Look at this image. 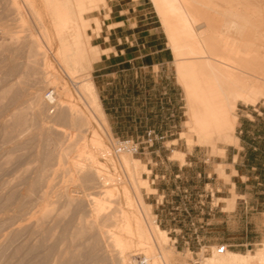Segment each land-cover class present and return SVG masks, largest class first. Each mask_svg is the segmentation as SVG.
<instances>
[{
  "label": "bare ground",
  "instance_id": "1",
  "mask_svg": "<svg viewBox=\"0 0 264 264\" xmlns=\"http://www.w3.org/2000/svg\"><path fill=\"white\" fill-rule=\"evenodd\" d=\"M17 1L10 0L4 7L0 5V26L9 29V23L6 25L4 19L12 11L19 14L21 19H18L23 20L28 30H32V27L41 29L50 48L55 41L59 43L57 55L72 78L79 72L90 74L93 65L103 54L108 53L92 45L91 35L87 33L91 26L97 32L101 30L100 19L86 17L93 11L106 8L108 0H26V7L31 12L29 16L34 17L32 22L27 20ZM151 1L161 17L169 47L174 53L178 82L187 95L190 116L188 128L198 138L200 145L210 147L213 152L217 151L218 143L240 146V137L236 135L239 104L250 106L264 101V0ZM23 22L19 24L22 25ZM30 37L32 35L27 36L29 41H23V37L12 32L5 40L8 43L4 41L8 46L2 42L0 44L4 45L1 47L3 52L5 48L13 54L7 56H13L8 61L16 60L17 64L13 65V62L11 65L14 67L8 69L6 61L5 67L2 64L6 56L3 54V59L0 58V72L3 68L5 71V77L0 82V108L13 107L9 109L13 112L8 114L10 118L3 119V125H0L1 141L4 144L11 143L9 148L2 150L0 156L3 158L0 160L4 159L2 165L5 167V164H12L14 158L24 155L29 148L32 150L36 147V150L33 148L37 153L34 159L38 161L34 162H39L37 168L29 167L35 171L33 174H27L32 171L26 168L27 173L25 170L17 178L4 177L3 180L0 177V213L7 217L3 219L5 223L0 220L4 223L0 224V236L3 240L0 264H137L136 261L133 263L127 253L134 246L142 251L148 264H176L177 253L169 245L168 233L156 224L150 207L140 199L145 216L142 219L133 208L127 184L115 183L114 176H107L106 179L103 175L105 171L100 169V166H105L101 165L99 155L109 156L112 166L118 167V164H113L115 159L111 158V151L104 143L106 140H101L99 131L95 130V124L102 126L107 139L114 143L97 87L86 78L82 80L83 83L79 82L82 84L79 87L88 112L79 109L78 104L71 103L73 95L66 84L63 85L62 92L55 89L47 97L45 91L53 85V79L49 80L47 72L53 66L48 60L47 52L39 51L38 38L33 40ZM20 51L27 55L19 54ZM21 55L26 62L17 63ZM42 73L44 77H40ZM13 74H18L15 82L8 80L9 77H14ZM24 97H27V101L21 107L17 106ZM5 100H8L9 106L7 103L3 105ZM65 129L71 130L74 135V141H69L70 145L66 146L64 144H68L66 141L72 135L71 132L68 135ZM89 134L92 135L89 138L92 139V145L87 140ZM116 149L129 181L146 186V181L138 179L144 169L140 161L130 157V149H119V146ZM71 155L74 157L70 158ZM61 159L65 166L71 159L72 164L67 169L64 167L59 174L61 170L58 171L57 160ZM1 163L0 167L3 168ZM62 164L61 162V168ZM56 168L57 177L61 176L67 182L61 188V184L59 187L55 185L59 188L57 190L50 185L59 180L51 177L52 171L56 173ZM218 172L223 179L229 181L224 167H219ZM50 178L57 181L49 183L52 180ZM107 182L115 184L111 183V187L108 186L110 188L106 190ZM70 185L81 187L82 192L87 190L85 193L105 189L100 192L102 196L110 198L117 195L118 200H121L117 201L118 204L114 202L117 206L108 210V199L104 201L94 195L77 196L80 195L78 193L72 196L73 193L68 192ZM46 188H51L50 192ZM37 201L45 202V205L41 202L37 207ZM232 202L234 200L229 203ZM34 205L36 208L41 206L40 211H37L40 216L35 221L32 220L33 210L36 209ZM65 244L70 252L83 250L84 261L81 257L62 255V251L67 248ZM113 248H116L117 254L112 255ZM46 249L53 256L50 254L41 260L38 254ZM218 250L205 257L204 264H264V246L254 255L228 250L219 254Z\"/></svg>",
  "mask_w": 264,
  "mask_h": 264
},
{
  "label": "rangeland",
  "instance_id": "2",
  "mask_svg": "<svg viewBox=\"0 0 264 264\" xmlns=\"http://www.w3.org/2000/svg\"><path fill=\"white\" fill-rule=\"evenodd\" d=\"M25 1L18 0L17 2L21 6L22 12L27 17V20L32 22L34 17L29 16L31 12L29 13ZM0 2V5L2 4L4 7V5L7 6L10 0H0ZM0 9H2L1 6ZM9 13L7 14V16L9 15L7 18L5 15L4 20L6 23L5 21L3 23L6 25L9 23L8 26L12 28L5 29L0 26V44H7L8 42L5 40L7 37H10L12 32H16L17 35L19 34V36L23 37V41H29L27 36L31 35L32 37L30 38L33 40L38 38L37 40L40 42L39 51L47 52L48 60L53 66L52 70L49 69L51 71L48 70L47 72L45 69L50 76L48 77L49 80H51L50 78L53 79V81L51 80L53 85L51 84L45 91L47 97L55 89L58 92H62L64 89L63 85L66 84L73 95L71 103L78 104L79 109L88 112L86 104L84 103L85 99L82 97L81 87H79L82 85L80 83H83L86 78L92 81L97 87L100 103L106 113L109 130L114 143L110 139H107L108 137L102 126L95 124V130L99 131L98 134L101 140H106L104 143L111 151V158L117 162L114 161L113 164H118V167L117 165H113L115 167L113 168L112 162L108 159L109 156H106V158L99 155L101 165L105 167L107 165L106 168L100 166V169H103V172L105 171L103 175L106 179L107 176H114L117 181L115 183L125 182L127 184L128 190L131 192V198L133 199V208L137 210L140 217H143H141L142 219L145 216H143L144 210L141 209L140 199L150 207L152 218L154 216L156 224L168 233L169 245L177 253L176 264H204V258L211 256L213 251L220 249L221 246H227V250L234 253L240 252L251 255L256 254L257 250L264 246V215H261L264 212V101L250 106L240 103L237 111L240 119L236 129V135L240 137V146H228L223 143H218L217 151L213 152L210 147L200 145L198 138L187 126V122L190 121L188 114L189 102H187V95L182 84L178 82L177 68L175 66L176 60L172 49L169 47L167 33L164 31L161 17L156 12L151 0H108L106 8L93 11L86 16L88 18L98 17L101 21V30L97 32L93 29L94 26H91L87 33L91 35L92 45L99 46L101 49L112 47L106 55L111 53V56L114 54L121 55L120 51L128 46L130 50L137 51V54H133L135 56H144L165 49L163 56L159 58H155V56H149L150 58L144 57L142 64L140 61H137V63L126 62V64L115 65L119 62L116 61L117 59H127L131 56L127 54L124 57L112 58L110 61L100 65L94 64L90 74L87 75L86 73L79 72L77 75L74 74L76 76L74 77L75 79L67 74V69L61 64L60 58L57 55L59 43L55 41L53 47L50 48L43 34H41V29L32 27V30H28L23 20H20L21 18L18 13ZM15 21H22L23 23L20 25V22L16 23ZM123 21L126 22L125 28L115 30V34L112 29L120 26L121 24L117 23ZM130 27L134 29H130ZM2 28L3 30H1ZM111 30L114 34L111 36V41L106 43L105 40H107ZM8 32L11 33L8 34ZM134 33L135 37H132L131 35ZM127 36H129L128 42L124 41V37ZM118 38H123L121 45L117 40ZM131 42L134 44L133 47H130ZM3 46H0V58L4 55L6 57L4 59L2 58L3 61L2 59L0 60V66L6 61L5 63L9 65L7 66L9 69L13 62V65H17L15 63L16 60H13V62L8 61L13 56L7 58L11 52L9 53L4 48L3 50L8 52L6 55L2 51ZM47 47L51 50L49 49L48 51ZM24 51L27 52V49ZM24 51H20L19 54L26 56L27 53ZM23 55L19 57V60L17 59V63H24L26 59H23ZM38 60L40 59L38 58ZM5 63L3 64L4 67L6 66ZM108 65L113 66L102 71H96ZM0 70H2L1 67ZM4 72L3 68V71L0 72V82L5 77ZM17 75L13 74L14 77L11 76L8 80L15 82V79L18 78ZM44 76L42 73L40 77ZM54 80L58 83L55 82L57 85L54 83ZM24 99L26 100L24 101ZM5 101L3 105L6 103L8 105V100ZM26 101L27 97H24L20 101L21 104L16 105L21 107ZM10 108L13 109V107L0 108V113H2L0 115V121H2L0 125L3 123V119H9L13 113L9 110ZM14 111H16V108H14ZM65 131L68 135L71 132L72 135V137L70 136L72 139L68 137L69 139L66 142L74 141L73 132L68 129H65ZM149 133H152L153 140L148 137ZM89 138H92L91 134L87 135V140L92 145V139L90 140ZM120 141H131L133 144L139 146L137 153H132L133 149H128L131 150L130 157L139 160L144 167L140 175H138V179L139 181H146V186L140 183L138 185L133 184L123 172L125 170L120 164L116 149L118 147L117 143ZM69 143L64 144V146L70 145ZM6 144L4 142L0 144V146L2 145L0 147V155L3 153L2 150L10 147L11 143ZM33 148L36 150V147ZM33 148L32 150L31 148H29L30 150H26L27 154L24 153V155L26 154L28 156L21 155L22 158L21 156L20 158L17 157L18 160L14 158L16 161L13 159L11 161L12 164H5V167H8L7 169L2 165L5 162L4 159L0 160L1 162L4 161L0 163L5 168L0 167L1 170L3 169L2 171L0 170V177L3 180L4 177L5 179L7 177V179L9 177L13 179L12 177L17 178L20 174L23 175L22 173L25 170L27 173L30 168H35V166L37 168L39 162L37 164L34 162L37 160L36 158L34 159L36 157L34 155L37 153H35ZM29 151L32 152L30 153ZM37 152L39 151L37 150ZM73 157V155L70 156V158ZM2 158L0 156V159ZM71 161L72 159L65 166L62 159L61 161L57 160L58 171L61 170L59 174L64 169H67L68 166H71ZM233 161H237L236 164ZM61 162L63 163L62 168ZM219 167H224L225 172L229 176V181H226L220 175L218 172ZM26 168L29 169L27 170ZM54 169L55 167H53ZM21 170L22 172H19ZM30 171L32 170L30 169ZM55 171L56 173L52 171L53 175L51 177H57V168ZM34 172L33 170L27 174H33ZM106 172L109 175L108 173L105 174ZM55 178H50L52 180L49 183L56 179L59 180H56V184L54 182V184L52 183L50 185L59 187L61 184V188L62 185L67 184L65 180H62L61 176V179L58 177ZM111 183H106V190L111 187ZM236 183L238 185V191L235 187L233 188V184L236 185ZM56 186L54 189H59ZM49 189L46 188V191ZM82 190L81 187H73V185H70L68 188L69 194L71 192L73 193L71 194L72 196L78 193L80 195L77 196L92 195L91 197L95 196L104 201L108 199V210L115 208L118 204L117 201L121 200L120 198L118 200L117 195H113L110 198L105 195L102 196L100 192L105 189L90 190L87 192L89 194L85 193L87 190H84V193ZM96 190H99V192ZM242 193H245V196L240 195ZM239 198L243 202L236 207ZM230 200H234V202L229 203ZM245 200L246 203H244ZM41 202L37 201L35 204H39L36 206L41 205ZM114 202L117 204L115 203V205ZM42 204L45 205V202H42ZM122 204L126 207L124 202ZM39 209H41V206L33 210L32 220L35 221L40 216L38 213L40 211ZM34 212L37 214H34ZM230 214L231 217H229ZM3 215L6 214L0 213V220L7 219ZM4 223L1 225H4ZM199 240L202 246L198 244ZM186 241L189 244L186 245ZM2 244L3 240L0 236V247ZM65 246L67 248L62 251V255H65V257H81L84 261L83 250H73L70 252L68 251V246L66 244ZM112 250L114 251L112 255L117 254L116 248ZM127 253L133 259V263L135 261L137 263V260L141 257L144 259V254L142 255V251H139L136 246L127 251ZM50 254L52 253L46 249L38 255L42 260L43 258L49 257ZM65 257L63 256V258ZM97 264L101 263L98 262Z\"/></svg>",
  "mask_w": 264,
  "mask_h": 264
},
{
  "label": "crops",
  "instance_id": "3",
  "mask_svg": "<svg viewBox=\"0 0 264 264\" xmlns=\"http://www.w3.org/2000/svg\"><path fill=\"white\" fill-rule=\"evenodd\" d=\"M115 24V23H114ZM117 24H121L120 26H118V27H115V29H112L113 30V32H115V30H118V29H122V28H125V26H126V22H119V23H117ZM130 29H134V28H131L130 27ZM112 30L110 31V35L107 37V40H105V42L106 43H108L109 41H111V36H113V32H112ZM115 34H116V32H115ZM132 37H135V33L133 34V35H131ZM123 38H118L117 40L119 41V44L121 45L122 43H123V40H122ZM124 41H126V42H128L129 41V36H127V37H124ZM133 43L131 42V46L130 47H133ZM99 47V46H98ZM112 47H108V48H106V49H101V50H103V51H106V52H108L110 49H111ZM128 51V52H127ZM165 51V49H162L161 51H157V52H155V53H151V54H146V55H144V56H135V55H133V54H137L136 52L137 51H135L134 52V50H130V48L127 46V47H125L123 50H121L120 51V53H121V55H119V54H117V55H113V56H111V54H109V55H106V54H103L102 56H101V58H100V60L99 61H97L96 63H95V65H100V64H102V63H104V62H108V61H110L112 58H119L120 56H122V57H124V56H126L127 54H129V55H131L130 57H128L127 59L126 58H121V59H117L116 61H119V62H117L115 65H120V64H126V62H129V63H131V62H136L137 63V61H140V63L142 64V59L144 58V57H147V58H150L149 56H155V58H159V57H162L163 56V52ZM151 58H153V57H151ZM139 63V62H138ZM157 65H160V64H157ZM110 66H113V65H108V66H106V67H103V68H99L98 70H96V71H102V70H105V69H108V67H110ZM240 119V118H239ZM239 122V121H238ZM238 124V123H237ZM236 129H237V127H236ZM240 145V144H239ZM237 162V161H236ZM236 162H234L233 161V163H235L236 164ZM238 185H237V183H236V185H235V189L238 191ZM240 195H242V196H245V193H242V194H240ZM243 202V200L241 199V198H239L238 200H237V203H236V207L238 206V204H240V203H242ZM244 203H246V200L244 201ZM235 212V211H234ZM261 215H264V212L261 214ZM229 217H231V214H230V216ZM264 218V217H263ZM185 244L187 245V244H189V242L188 241H186L185 242ZM198 244H200V246H202V244H201V241L199 240V242H198Z\"/></svg>",
  "mask_w": 264,
  "mask_h": 264
},
{
  "label": "built area",
  "instance_id": "4",
  "mask_svg": "<svg viewBox=\"0 0 264 264\" xmlns=\"http://www.w3.org/2000/svg\"><path fill=\"white\" fill-rule=\"evenodd\" d=\"M148 137L150 138V139H152L153 140V138H152V133H149L148 134ZM118 146H119V149H125V148H130V149H133L132 150V153H137L138 152V150H139V146H137V145H135V144H133V142H131V141H128V142H119L118 143ZM228 249V247L227 246H221L220 247V249L218 250V252H219V254L221 253V254H223L226 250ZM137 264H148L144 259H142V258H140L138 261H137Z\"/></svg>",
  "mask_w": 264,
  "mask_h": 264
}]
</instances>
